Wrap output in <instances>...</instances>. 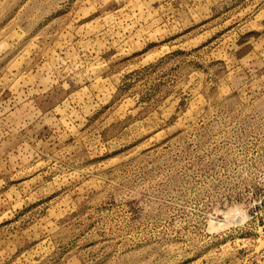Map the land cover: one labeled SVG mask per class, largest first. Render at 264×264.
<instances>
[{
    "label": "rangeland",
    "instance_id": "obj_1",
    "mask_svg": "<svg viewBox=\"0 0 264 264\" xmlns=\"http://www.w3.org/2000/svg\"><path fill=\"white\" fill-rule=\"evenodd\" d=\"M0 264H264V0H0Z\"/></svg>",
    "mask_w": 264,
    "mask_h": 264
}]
</instances>
